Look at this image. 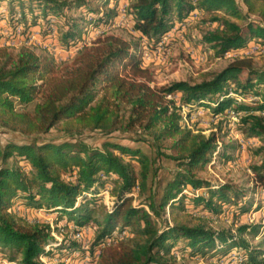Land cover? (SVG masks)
Masks as SVG:
<instances>
[{
	"label": "trees",
	"instance_id": "1",
	"mask_svg": "<svg viewBox=\"0 0 264 264\" xmlns=\"http://www.w3.org/2000/svg\"><path fill=\"white\" fill-rule=\"evenodd\" d=\"M100 1L0 3L9 4L14 25L27 24L29 14L34 21L39 14L47 21L58 17L63 22L60 42L69 49L82 40L92 22L109 23L117 16V8L107 7L110 0L103 6ZM66 9H86L91 17L69 15ZM194 10L219 23L204 36V42L218 56L241 49L252 40L264 44V0H133L129 7L135 30L156 43ZM136 48L121 35L106 34L61 65L48 52L23 47L14 54L7 47L0 48V124L30 136L61 125L72 135V139L60 142L0 144V251L12 261L19 259V264H46L43 256L75 252L91 253L98 264H178L177 253L193 259L229 260L238 249L239 264H264L262 242L253 245L247 239L261 234L260 223L232 222L222 229L208 224V216H219L227 207L234 208L236 218L252 207L245 187L214 183L197 174L214 154L231 159L229 150L233 152L236 146L223 143L220 147L216 132L206 135L190 128L184 123L183 107L167 98L180 94L181 105L206 106L215 115L233 110L240 114L237 130L264 141V66L256 65L252 57H240L211 78L158 86L152 85L153 73L142 66ZM231 90L261 99L257 104L240 103L230 95ZM38 97L41 101L32 112L17 109ZM222 122L217 123L220 132ZM84 131L100 132L108 138L119 131L148 135L137 140L153 145L156 156L109 139L92 147L74 137ZM167 141L171 154L163 151ZM256 154L262 159L252 168L264 187V144ZM163 156L174 160L177 169L158 197L153 180ZM109 186L112 205L103 203L101 197ZM200 189L204 193H197ZM136 190L142 198L138 204H134ZM16 204L57 212L78 231L92 222L96 236L88 246L82 239H55L49 222L19 215ZM167 208L170 219L165 217ZM180 211L199 221H184Z\"/></svg>",
	"mask_w": 264,
	"mask_h": 264
},
{
	"label": "rangeland",
	"instance_id": "2",
	"mask_svg": "<svg viewBox=\"0 0 264 264\" xmlns=\"http://www.w3.org/2000/svg\"><path fill=\"white\" fill-rule=\"evenodd\" d=\"M105 0H101L100 6H103ZM133 0H110L108 8H117V16L109 23L96 24L92 22L84 34L82 40L75 46L67 49L60 42L62 23L58 17H51L49 21L44 19L41 14L37 21L29 14L28 23L24 22L14 25L11 18L9 4L0 3V48L7 47L9 51L16 54L23 47L30 48L37 53L48 52L55 56L58 65L63 64L73 58L75 54L84 46H90L94 40L106 34L121 35L131 40L140 54L141 64L151 70L154 76L152 85L164 86L177 81L188 80L191 82L201 81L204 78H211L214 74L220 72L231 60L224 56H218L213 48L204 42L206 33L213 31L219 25L218 22L210 20V16L199 10H194L183 22H176L174 28L166 33L160 42L150 41L135 30L132 14L129 12L130 4ZM67 14H87L86 9L77 11L65 10ZM100 11H103L100 8ZM88 17H91L87 14ZM253 19H259L256 16ZM36 23V24H34ZM244 48L251 50L249 56L252 57L258 66H264V44L252 40ZM248 48V49H247ZM237 53V52H234ZM239 53H244L240 52ZM236 58H240L236 57ZM235 58V59H236ZM245 75L241 77L244 79ZM233 91V90H232ZM234 94H237L233 91ZM240 96V94H237ZM180 94L173 96L179 106H182L184 114V123L195 131H202L206 135L216 132L219 137V144L233 143L236 148L232 153L231 159L219 158L218 154L213 155V159L203 169L198 170L199 177L210 180L214 183L232 182L241 187H245L248 192V199L253 204L250 211L236 218L234 208L227 207L219 216H208V224L216 229L228 228L232 222L238 225L243 223H260L262 225L261 234L257 238L247 236V239L253 245L262 242L264 247V187L257 182L256 174L252 165L257 164L262 159L261 154H256V149L264 144V141L258 137H246L239 130L237 124L240 114L233 110H227V115H215L211 108L206 106H196L190 108L181 105L179 101ZM244 103L257 104L260 96L248 94L245 96ZM41 101L38 97L32 103L27 105H18V110H27L32 112L35 104ZM242 102V103H243ZM264 115V112L262 113ZM223 121V130L220 132L217 123ZM75 138L82 139L92 147H100L106 140L120 141L129 145L141 147L152 158L156 156V150L153 145L138 141L140 137L149 138L148 135H140L135 132L119 131L110 138L104 137L100 132L84 131L82 134H75ZM66 139H72V135L65 133L61 125L55 127L48 133L25 135L21 132H15L4 128L0 124V144L4 146L8 141L16 142H44L52 140L60 142ZM135 139V140H134ZM164 152L173 153L168 147L170 141L165 143ZM220 150V149H219ZM136 168L139 169L137 164ZM158 171L153 180L154 191L158 197L162 195L163 188L167 181L173 177L177 169L176 162L167 157H161L157 163ZM153 173L151 174L152 177ZM191 189V188H190ZM204 189L197 190V193H204ZM102 201L107 205H112L114 197L111 194V186L106 188L102 194ZM134 204L141 203L142 198L138 197V192H134ZM15 209L19 215L26 216L30 220H39L49 222L54 229L55 239H80L76 238L79 232L86 246L94 240L96 236L94 224L91 222L88 226L77 230L73 223H68L66 217H60L57 212H48L26 208L23 204H16ZM101 210L95 213L96 217L101 215ZM178 215L186 222L195 224L198 219H192L190 214L183 211ZM200 215H206L201 213ZM166 218L170 219V212L167 208ZM192 219V220H191ZM235 227V226H234ZM77 230V231H76ZM178 264H239L241 256L239 250L235 249L230 254V259L218 258H188L177 253ZM42 260L46 264H98L99 260L94 259L91 253L81 255L79 252L73 254H60L54 256H43ZM0 264H19V259L10 260L0 251Z\"/></svg>",
	"mask_w": 264,
	"mask_h": 264
},
{
	"label": "built area",
	"instance_id": "3",
	"mask_svg": "<svg viewBox=\"0 0 264 264\" xmlns=\"http://www.w3.org/2000/svg\"><path fill=\"white\" fill-rule=\"evenodd\" d=\"M246 48H241V49H237V50H232V51H228V52H226L223 56L224 57H227V58H230V59H235L236 57H243V56H249V53H250V51L251 50H245ZM248 49V48H247ZM239 51L240 52H244V53H239ZM234 52H237V53H234ZM230 95L231 96H233V97H235L236 99H237V101L238 102H240V103H242L243 101H245L246 99V97H245V95H237V94H234L233 93V91L231 90L230 91ZM173 96H175V95H172V94H170V95H168L167 96V98L168 99H173ZM220 148H218V150H219ZM216 155V154H215ZM138 191V190H137ZM76 238H82V235L78 232L77 234H76V236H75ZM48 248H49V246H48Z\"/></svg>",
	"mask_w": 264,
	"mask_h": 264
}]
</instances>
